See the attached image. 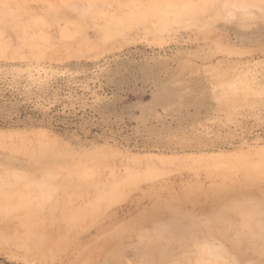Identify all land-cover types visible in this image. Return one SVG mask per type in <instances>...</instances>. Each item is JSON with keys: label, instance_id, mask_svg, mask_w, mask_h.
<instances>
[{"label": "rangeland", "instance_id": "374dc122", "mask_svg": "<svg viewBox=\"0 0 264 264\" xmlns=\"http://www.w3.org/2000/svg\"><path fill=\"white\" fill-rule=\"evenodd\" d=\"M0 101V264H264V0H0Z\"/></svg>", "mask_w": 264, "mask_h": 264}, {"label": "trees", "instance_id": "16d2710c", "mask_svg": "<svg viewBox=\"0 0 264 264\" xmlns=\"http://www.w3.org/2000/svg\"><path fill=\"white\" fill-rule=\"evenodd\" d=\"M2 102L0 101V104ZM23 117H32L34 119H39L36 116V113L33 111H26L22 113ZM74 119H70V118H65L62 116H55L53 117V122L51 123V125H53L54 127H56L57 129H61L62 131H67V130H73V127L71 126L72 123H74Z\"/></svg>", "mask_w": 264, "mask_h": 264}, {"label": "bare ground", "instance_id": "6f19581e", "mask_svg": "<svg viewBox=\"0 0 264 264\" xmlns=\"http://www.w3.org/2000/svg\"><path fill=\"white\" fill-rule=\"evenodd\" d=\"M7 17V16H6ZM8 20V19H7ZM219 243L217 244H213L214 246L212 245H209L207 244L206 247L208 248L207 249V253L211 256H217V257H222V252H220L221 248H220V244L218 245ZM205 246V245H204Z\"/></svg>", "mask_w": 264, "mask_h": 264}]
</instances>
